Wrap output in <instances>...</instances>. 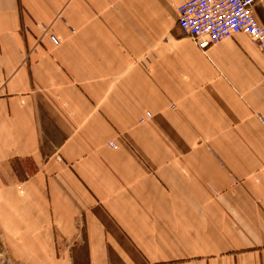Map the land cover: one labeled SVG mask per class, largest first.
<instances>
[{"label": "crops", "instance_id": "obj_1", "mask_svg": "<svg viewBox=\"0 0 264 264\" xmlns=\"http://www.w3.org/2000/svg\"><path fill=\"white\" fill-rule=\"evenodd\" d=\"M183 2L0 0V264H264V55Z\"/></svg>", "mask_w": 264, "mask_h": 264}, {"label": "built area", "instance_id": "obj_2", "mask_svg": "<svg viewBox=\"0 0 264 264\" xmlns=\"http://www.w3.org/2000/svg\"><path fill=\"white\" fill-rule=\"evenodd\" d=\"M255 2L184 0L177 9V22L186 37L203 50L235 35L245 34L264 55V24H258L252 14ZM49 39L55 47L61 44L56 36L49 35ZM146 116L151 115L147 113Z\"/></svg>", "mask_w": 264, "mask_h": 264}, {"label": "rangeland", "instance_id": "obj_3", "mask_svg": "<svg viewBox=\"0 0 264 264\" xmlns=\"http://www.w3.org/2000/svg\"><path fill=\"white\" fill-rule=\"evenodd\" d=\"M185 35V34H184ZM186 36V35H185ZM147 114V113H146ZM146 114H145V117H143V118H141L140 119V122H144V121H146L147 119H150L151 118V116L150 117H147L146 116ZM150 114V113H149Z\"/></svg>", "mask_w": 264, "mask_h": 264}]
</instances>
